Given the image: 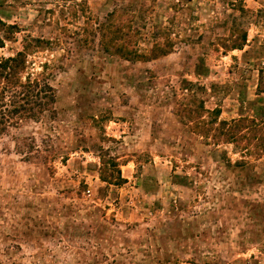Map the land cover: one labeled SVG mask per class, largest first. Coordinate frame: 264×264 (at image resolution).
Returning <instances> with one entry per match:
<instances>
[{"label": "rangeland", "instance_id": "rangeland-1", "mask_svg": "<svg viewBox=\"0 0 264 264\" xmlns=\"http://www.w3.org/2000/svg\"><path fill=\"white\" fill-rule=\"evenodd\" d=\"M117 8L139 52L156 27L172 52H103L94 27ZM0 20L20 30L0 56L28 36L52 43L25 75L47 74L56 97L38 119L0 124V264H264V157L237 166L231 144L180 115L193 95L216 113L203 118L264 122V0H0ZM240 31L242 48L221 47Z\"/></svg>", "mask_w": 264, "mask_h": 264}, {"label": "trees", "instance_id": "trees-1", "mask_svg": "<svg viewBox=\"0 0 264 264\" xmlns=\"http://www.w3.org/2000/svg\"><path fill=\"white\" fill-rule=\"evenodd\" d=\"M66 1V0H63ZM75 17V11L72 12ZM125 10L119 8L112 10L103 21L97 22L94 27L98 36V45L103 52L116 56L125 61H149L166 56L174 49L173 43L168 39H161L160 28L156 27L152 31L151 47L148 53H141L137 49L138 30L132 27V22L127 17ZM16 24H7L0 20V48L4 46V40L19 33ZM234 35V31L230 33ZM246 33L238 32V36L232 39H223L221 47L224 49H240L246 43ZM52 43L43 38H33L28 36L24 39L22 50L12 56H0V124L9 125L13 119H38L45 112H51L50 108L55 102V92L48 83L47 74H27V56L32 52L47 50ZM257 92L264 93V70L259 71ZM188 99L194 104V108H181L180 115L186 117L185 125L192 134H197L208 139L213 146L221 144H231L240 154L237 166L244 165V159L253 157L259 159L264 157V122L254 118L239 117L230 121L217 118H203L206 113L214 116L204 109L202 103L196 97L188 95ZM114 169L111 170L109 179L114 186L122 185L125 180L121 177L118 164L112 163ZM101 172L105 173V164L102 162ZM179 184V183H178Z\"/></svg>", "mask_w": 264, "mask_h": 264}]
</instances>
